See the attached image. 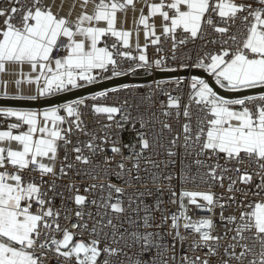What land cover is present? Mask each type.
Returning <instances> with one entry per match:
<instances>
[{"label": "snow or ice", "instance_id": "6c2138e0", "mask_svg": "<svg viewBox=\"0 0 264 264\" xmlns=\"http://www.w3.org/2000/svg\"><path fill=\"white\" fill-rule=\"evenodd\" d=\"M169 60L208 78L155 81L153 94L164 83L188 87L186 99L163 93L164 119L133 115L139 105L127 99L98 102L119 89L93 94L90 106L78 97L39 110L0 107V116L16 121L0 130V264H264V0H8L0 7L4 96L14 83L27 98L48 100L109 70L126 75L123 61L135 64L128 72L150 74L176 71L164 67ZM85 107L98 128L85 124ZM129 125L135 141L124 143ZM165 134V159L146 156ZM137 246L133 259L127 250Z\"/></svg>", "mask_w": 264, "mask_h": 264}, {"label": "built area", "instance_id": "2783aa9c", "mask_svg": "<svg viewBox=\"0 0 264 264\" xmlns=\"http://www.w3.org/2000/svg\"><path fill=\"white\" fill-rule=\"evenodd\" d=\"M8 6V0H0V7H6ZM18 19V17H17ZM197 49L199 48V42H197L196 44ZM193 48V44L189 43L187 45V47L185 49H183V52H188L190 49ZM168 49V44L164 45V50L167 51ZM135 54V53H134ZM163 54V53H161ZM148 55L150 59H154L155 58V49L153 47H149L148 49ZM178 56H183V53H178ZM129 67H135L134 63L128 62V61H123L121 62V68L127 72L126 75H130V76H134V77H144V76H148V75H155V73L159 70H155L152 71L150 74L146 73L144 70L136 68L135 72H128V68ZM164 67H171V68H176L177 70H182L178 67V64H174L171 62V60H169L168 64L164 65ZM193 70V69H191ZM123 76V75H120ZM192 76L191 73H189L186 76H178V77H172V78H161V79H156L154 78L153 80L149 81V82H144V83H126V84H122V85H117L115 87H111L108 89H104V90H111V89H119V91L117 92H109V95L107 97H103V98H99L98 102L99 103H108V104H112V103H122L125 99H127L129 101L130 105L136 106L139 105L138 109H129L130 111H133V115H137L138 112H143L145 119L147 120L149 118V112L150 111H154L156 113V116L159 119H164V117H162L160 115L161 112V108H160V104L161 102H164L165 104L167 103V97L163 94L164 92H168L171 91L173 95H177V94H182L185 96L186 99V95L188 92V87L186 84H180L179 89H177V86L175 83H164L161 85V88L163 89V91H159L157 90L155 92V94H153V89H155V81H165V82H171V81H175L178 78H185L188 79ZM103 77H112L111 71L109 70L106 73L101 74V78L98 79L97 82L100 81H104L107 80V78H103ZM119 77V76H116ZM96 83V82H95ZM123 85H129L130 87L128 89H124L122 86ZM101 90V91H104ZM100 92V91H97ZM91 93L89 95H86L84 97H89L87 103L90 106L93 101L90 99V97L97 93ZM152 97V102L150 104V102L146 99V97ZM63 115V113H61ZM120 114H117L116 119H119ZM83 118L85 121V124L90 128H98L99 127V121L97 119V117L95 115H93L88 107L83 108ZM15 118H6L3 116H0V129H6L8 127V124L10 123H14ZM104 122H107L106 120H104ZM173 126L175 129L179 128V124L176 122H173ZM140 125L139 123L136 124V128H139ZM159 131V124H156V127L154 129L151 130L152 134L154 135L156 132ZM124 143H128V142H134L135 141V136L136 133L132 130L131 125L128 126L127 130L123 131L122 133H120ZM81 139H84L83 137H81ZM167 140H168V135L165 134V136L162 139V147H154L153 151L151 153H145L146 156H151L153 159H158L159 161H163L165 159V148L167 147ZM156 153H159V156L156 155ZM108 154L111 155L110 149H108ZM127 150H125V155H127ZM179 168V160L177 161V166L176 168L172 169L173 172H175L177 169ZM110 180L111 183L114 184H121V181L118 180L115 175H112L108 178ZM78 183H84L85 186L87 185L88 179L85 176H81L79 178H77ZM133 187H135V185H133ZM190 188L194 187L192 185H189ZM81 192H83V188H81ZM131 194V193H129ZM156 195H159V193H156ZM170 194L165 193V195L163 196V199L165 200V202L167 203L168 199H169ZM125 201H126V197H124ZM115 202V201H113ZM148 202L152 203L154 202V198L153 197H148ZM172 210H175V205H168ZM128 251V255L132 256L133 259H135V253L139 252V247L137 246V248L135 249H131V250H127ZM120 259H124V257H121ZM147 259H151V257H148Z\"/></svg>", "mask_w": 264, "mask_h": 264}, {"label": "water", "instance_id": "95a60500", "mask_svg": "<svg viewBox=\"0 0 264 264\" xmlns=\"http://www.w3.org/2000/svg\"><path fill=\"white\" fill-rule=\"evenodd\" d=\"M189 73L192 75H201L204 78H208L206 73L201 72L198 69L193 70H176L174 72H168V71H157L155 75H148L144 77H134L130 75H123L119 77H114L111 79H107L104 81L96 82L87 85L86 87H82L79 89H74L71 92L61 93L57 96L50 97L48 100L44 99H38V100H32V99H24V98H9V97H1L0 96V107H12L17 109H36V108H44L48 107L49 104H62L66 101H71L74 99H77L78 97H84L86 95H89L91 93L101 91L104 89H108L111 87H115L117 85H122L126 83H144L149 82L156 79L161 78H172V77H178V76H186ZM213 86H215L214 81H209ZM223 92V90H220Z\"/></svg>", "mask_w": 264, "mask_h": 264}, {"label": "crops", "instance_id": "0c3cea01", "mask_svg": "<svg viewBox=\"0 0 264 264\" xmlns=\"http://www.w3.org/2000/svg\"><path fill=\"white\" fill-rule=\"evenodd\" d=\"M129 26H131V19H129L128 21ZM28 69L25 68V72H27ZM25 88H27V85L24 86ZM1 97H9V98H24V99H29L27 98V93L26 92H19L17 90H15V84H11L10 85V90L8 92L7 96H4L2 93H0ZM45 108V107H44ZM39 109H43V108H36V109H32V110H39ZM0 130H6V129H0Z\"/></svg>", "mask_w": 264, "mask_h": 264}]
</instances>
